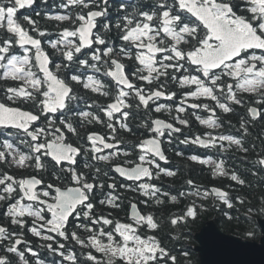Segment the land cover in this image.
<instances>
[{
	"label": "snow or ice",
	"instance_id": "snow-or-ice-1",
	"mask_svg": "<svg viewBox=\"0 0 264 264\" xmlns=\"http://www.w3.org/2000/svg\"><path fill=\"white\" fill-rule=\"evenodd\" d=\"M35 2L0 0V164L25 170L20 176L0 172L5 221L0 264H44L26 233L44 242L39 248L70 264H180L159 236L164 218L142 212L139 205L151 209L188 199L180 214L168 218L178 229L210 208L246 203L192 179L185 184L194 190L178 189L176 195L153 181L178 175L159 162L168 163L163 145L182 132L176 125L190 128L183 114L209 131L185 136L181 144L249 151L243 138L250 126L264 122V0H62L60 7L70 11L42 17L56 23L55 38L29 14L41 16ZM162 99L179 102L173 108L159 103ZM237 106L246 108L241 138L219 133L223 116L236 114ZM141 111L145 119L138 127L147 136L133 143L132 151L122 149V133L136 135L130 117ZM161 112L174 123L151 115ZM87 125L107 131L81 136ZM187 159L210 166L214 179L251 187L224 160ZM257 164L264 166V158ZM120 189L143 197L128 201L124 221L117 217L124 210V193L116 194ZM98 192L103 198L97 201ZM261 201L258 211L264 215V197ZM254 211L247 209L249 218ZM247 236L254 238L255 231ZM64 242L78 245L83 260Z\"/></svg>",
	"mask_w": 264,
	"mask_h": 264
},
{
	"label": "trees",
	"instance_id": "trees-1",
	"mask_svg": "<svg viewBox=\"0 0 264 264\" xmlns=\"http://www.w3.org/2000/svg\"><path fill=\"white\" fill-rule=\"evenodd\" d=\"M62 0H47V3H43V0H36L35 4L37 10L41 13V16L31 15L33 19L37 20L41 28H46L53 33L52 38H55V33L59 30L55 22H49L42 18L45 13L56 15L64 14V8L60 5ZM54 11V12H53ZM61 25L60 27H63ZM51 53V50H48ZM245 141V147L249 149L247 153L236 150L234 147L229 148L226 152L216 151V153L210 157L207 155L199 154L200 159L212 158L213 161L224 160L226 167L235 171L238 175L244 178L251 187H241L235 184L227 177L212 178L211 168L208 165H201L199 163H174L169 170L177 171L178 175L174 178L162 177L161 180L156 181V185L161 188L162 191H168L172 195H176L177 190L192 191L185 184V181L192 179L195 184L206 186L211 188L213 186L220 187L229 191L232 197L240 196L246 200V203L241 205L233 200L234 207L228 209L226 206L221 205L219 209H211L200 215V218L194 223L184 228L172 229L168 224V218L172 214H180L185 206L189 203L188 199H182L177 204L166 203L160 207L146 208V212L153 211L157 216L164 218V224L162 230L159 232V236L163 241V244L172 250L173 255L178 256L180 264H183L185 259L191 260L192 264H199L200 258L198 253L191 254L185 258L181 253L186 250H192V247L197 245L195 240V234L198 233L207 222L214 220L218 226L226 233L236 235L244 240L255 241L261 237V230L259 228L258 220L263 219L264 215L259 214V208L261 206V197H264V167L257 164L259 158H264V122L261 125L255 126L250 135L243 138ZM254 146V147H253ZM227 147V146H226ZM253 172L257 173L253 176ZM231 185V187H229ZM136 199H138L136 197ZM162 199H164L162 197ZM250 202V203H249ZM252 208L256 211L249 218L247 209ZM225 213L232 216L229 220ZM191 237L186 233V230L192 229ZM255 231V237L249 238L247 233L249 231ZM172 235H176L178 239H171ZM78 250H83L78 247ZM99 255V254H97ZM190 255V254H189ZM83 256H81V261ZM55 264H70V262L62 261Z\"/></svg>",
	"mask_w": 264,
	"mask_h": 264
},
{
	"label": "flooded vegetation",
	"instance_id": "flooded-vegetation-1",
	"mask_svg": "<svg viewBox=\"0 0 264 264\" xmlns=\"http://www.w3.org/2000/svg\"><path fill=\"white\" fill-rule=\"evenodd\" d=\"M33 7L36 11H38L36 4L33 5ZM21 11L24 12L26 10H21ZM68 11H70V10L65 9L63 12L65 14ZM29 14L34 15L35 13L31 12ZM126 63L129 64L128 70L131 71V67H130L131 62H126ZM88 74L93 75L94 73L89 71ZM2 86L3 85L0 84V87H2ZM100 102L104 103L105 102L104 98H101ZM178 102H179L178 99L175 102L166 101L163 99L161 101H159V103L171 105L173 108L176 106V104H178ZM250 106H254V105H250ZM81 107H83V104H81ZM85 110H87V109H85ZM188 111L191 112L192 110L189 109ZM196 111H197V114L204 116V117H207L209 115V113L203 112L201 110H196ZM217 113H218V115L223 116V114L219 113V110H217ZM151 115L153 116V118L164 119L168 122L174 123V121L171 120V118L168 116V114L166 112L152 113ZM173 115H175L174 111H173ZM183 115L185 118L189 119L190 128H183V126H181V125H176L177 127L182 128V132L174 134L171 144L165 143L163 145V147L165 149V155L168 157V163L165 164V162H163V161H160L159 163L161 164L162 167H165L167 169L171 168V166H173L174 163H196V162H193V161L187 159V157H189L191 155H196L199 157V154H202V155H207V157H210V156L214 155L216 153V151H218V149H213V148L205 149V148H200L196 145H184V144L180 143V140L184 139L185 136H188L191 139V138H194L196 135H203L205 132L209 131L208 129H205L203 126H201L199 124V122L195 120V117L189 116L188 114H183ZM244 115H246V108H241V107L237 106L236 107V114H228L227 116H223V121H222L223 126L217 131L219 133H222L225 135H233L236 138H241V132L238 131V129H239L240 117L244 116ZM144 119H145V116H144L143 111H141L139 113H133V116L130 117V125L133 128V131L136 133V135H132V134H128V133H122V136L124 137V143L121 145L122 149L132 151L131 145L133 143L137 142L141 138H146L147 133L145 132V130L138 127V125L143 123ZM229 121H230V123H229ZM261 123L262 122H256L253 126H250L249 132H251L255 126L261 125ZM106 131H107V129L101 127L100 125H87L86 127L80 129L81 136H84V134L87 132H99V133L103 134ZM166 139H167V133L165 134V140ZM70 142L80 143L79 141L76 140V137H71ZM224 143H225V147H226L227 142H224ZM21 147H23V146H21ZM24 150L26 151V149H24ZM177 152H181V153H183V155L178 156V155H176ZM133 158H134V156L128 157V158L121 157L118 161H115V162L119 163V162H122L124 159H133ZM78 160H80L82 162L83 157H79ZM101 166L105 167L104 165H101ZM5 171H7L11 175H16V176H20L21 174H25V170L11 169V168H8L6 165L0 164V172H5ZM84 171H88V170L84 169ZM27 173L35 174L32 172L31 169L27 170ZM113 175H114V173H113ZM45 182L46 183L49 182V178L47 176H45ZM153 183H156V181H153ZM120 193H124V196H125L124 210L120 211L117 214V217L119 219H121L122 221H124L127 218L126 213H130V209L128 207V201L133 199V197H135V198L137 197L138 199H143V197H138V196H136V194H133V193H126V192H124L123 189H120L119 192L116 194H120ZM101 198H103V197L98 192L97 193V201ZM139 208L141 209L142 212L147 213L145 210V206L143 204H140ZM101 210H103V209H101ZM3 211H4V205L2 203H0V224L5 223L3 216H2ZM5 226H9V225L5 224ZM27 226H31L30 220H29V224ZM10 227H12L13 230H15V231H20L18 228H15L14 226H10ZM25 239H27L31 242V247L33 248L34 251L38 252L39 258L42 261H44V264H55V263H60L62 261H66V260H63V258L61 256L47 250L46 248H39L38 245H40L41 243H44V242L40 241L38 238L32 237L30 233L25 234ZM64 243L66 244V249L68 251L75 252V254L78 257H80V260H81V252H80V250H78L79 246L75 245L74 242H64ZM53 247L55 248L56 245L54 244ZM0 255H4L3 251H0ZM13 259H15V258L13 257ZM28 259L30 261L34 260V258L31 257L30 254H28ZM67 262H69V261H67Z\"/></svg>",
	"mask_w": 264,
	"mask_h": 264
},
{
	"label": "water",
	"instance_id": "water-1",
	"mask_svg": "<svg viewBox=\"0 0 264 264\" xmlns=\"http://www.w3.org/2000/svg\"><path fill=\"white\" fill-rule=\"evenodd\" d=\"M258 224L262 234L259 242L228 234L214 220L207 222L195 234L199 264H264V219Z\"/></svg>",
	"mask_w": 264,
	"mask_h": 264
},
{
	"label": "rangeland",
	"instance_id": "rangeland-1",
	"mask_svg": "<svg viewBox=\"0 0 264 264\" xmlns=\"http://www.w3.org/2000/svg\"><path fill=\"white\" fill-rule=\"evenodd\" d=\"M50 48H48L47 50H49ZM51 50V49H50ZM52 51V50H51ZM264 219V218H263ZM194 228H192V229H188V230H186V233H188L189 234V237H191V231L193 230ZM191 230V231H190ZM261 238H262V234H261V237L258 239V240H255V241H257V242H259L260 240H261ZM184 251H186V252H188L190 255L189 256H191V254H196V252H195V247H192V250H186V249H184Z\"/></svg>",
	"mask_w": 264,
	"mask_h": 264
}]
</instances>
